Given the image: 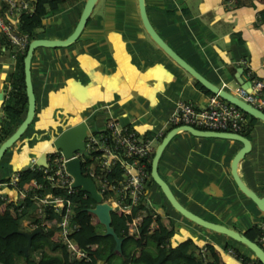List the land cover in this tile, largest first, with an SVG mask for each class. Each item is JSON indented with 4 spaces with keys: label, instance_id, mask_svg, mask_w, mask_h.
I'll use <instances>...</instances> for the list:
<instances>
[{
    "label": "crops",
    "instance_id": "obj_1",
    "mask_svg": "<svg viewBox=\"0 0 264 264\" xmlns=\"http://www.w3.org/2000/svg\"><path fill=\"white\" fill-rule=\"evenodd\" d=\"M83 1H75L80 6L67 19L57 13L48 15L37 36L65 37L72 30ZM97 1L88 21L71 43L33 49L29 69L34 113L24 136L11 147L19 145L18 156L12 160L9 171L0 170L2 179L23 166V161L28 162L31 155H38L47 147L44 143L60 130L80 120L91 129L110 118L144 134L162 127L176 100H189L198 105L206 101L209 94L198 88L196 79L149 37L132 9L128 18H121L113 6L106 5L99 11ZM250 1L235 7L224 4L223 0H144V6L153 28L185 61L211 82L233 86L239 84L238 78H243L247 66L256 76L264 77L261 66L264 20H257V10L264 3ZM183 6L186 11L181 10ZM232 31L239 32L241 41L236 35L230 38ZM14 69L15 61L9 49H5L0 53V105L9 89L8 75ZM250 140V150L237 164L238 174L248 186L250 182L260 183L263 178L259 170L258 180L246 179L252 159L259 161L264 151V144L251 136ZM237 147L220 137L180 130L163 148L157 170L174 197L187 209L202 217L211 214L218 222L237 228L238 224L232 221L241 215L240 207L256 208L251 200L244 201L245 195L230 178L229 161ZM25 152L28 154L21 160ZM3 190L13 194L7 186ZM145 197L155 206L154 211L163 205L174 231L176 223L183 226L177 233L178 241L189 238L198 250L209 243L216 264H240L226 251L227 247L219 248L210 240L215 237L224 243L225 238L220 234L211 236L180 214L154 182L147 183ZM239 204L240 210L233 209ZM255 211H259L261 219L262 211L258 208ZM91 222L95 220L91 218ZM16 261L24 264L20 257ZM0 264H5L4 257H0ZM96 264L106 263L98 259Z\"/></svg>",
    "mask_w": 264,
    "mask_h": 264
},
{
    "label": "trees",
    "instance_id": "obj_2",
    "mask_svg": "<svg viewBox=\"0 0 264 264\" xmlns=\"http://www.w3.org/2000/svg\"><path fill=\"white\" fill-rule=\"evenodd\" d=\"M73 1L76 0H30L33 10L30 13L19 15L17 27L26 32L31 39L43 30L45 15L61 10ZM242 1L236 0L235 7L242 4ZM181 10L186 11V7H181ZM88 19L89 16L86 18V22ZM257 20H264V6L257 10ZM234 35L237 36L238 41H241V38H238L239 32L232 31L229 34L230 38ZM6 49L11 51L9 45ZM24 51L16 55L15 69L10 72V76L8 75L9 89L0 105V141L14 129L25 112L26 94L22 66ZM195 85L206 94H212L199 81L196 80ZM242 112L246 117V123L240 133L250 138L249 126L254 123L256 118L243 110ZM153 133L154 131L147 130L144 135L151 137ZM33 139L36 140L35 136ZM151 156L152 153L147 156L145 161L148 173ZM94 168L96 171L98 170L96 161H94ZM14 170L18 172L15 181L17 187H22L32 181L33 183L32 189H26V195L19 196L15 200L11 210L8 209L9 203H5L3 209H0V257H4L5 264H18L17 257H20L24 264H96L98 259H103L106 264H216L213 258H205L210 256L213 251L212 245L209 243L204 244L203 255L200 250L196 251L194 242L189 238L178 241L174 245L170 244L169 238L174 229L169 216L164 211L162 204L159 205V211L156 209L157 207L154 211L153 207L155 206L147 201L144 193L134 204H131L130 212L125 217H122L116 209L109 211V225L115 236L120 238L116 244L111 233H97V230L103 231V228L98 229L96 226L98 222H91L92 214L87 208L93 206L94 201L86 191L78 187L71 191H66L63 187H51L44 183L42 170L38 167L28 166V163ZM81 172L88 175L83 166ZM107 177L109 179L121 177V168L118 163L112 165ZM93 180L97 185V181L94 178ZM148 182H154L150 175ZM34 183L40 185L36 187ZM260 184L264 188V178ZM0 191H4L2 186H0ZM43 193L60 195L70 201L69 220L76 224V228L70 232L69 237L86 252L87 259L71 256L64 242L57 236L56 222L59 219V214L48 204L36 203L37 196ZM4 194L9 193L4 192ZM101 194L103 197L107 196L106 192ZM2 203L3 200L0 199V204ZM138 213H141L142 216L139 224L136 225L137 235H135L134 231H130L128 221ZM204 218L218 222V219L211 214L205 215ZM152 221L155 223V227L150 229L149 225ZM35 225H38L40 230L30 237L26 253L23 254L19 249L20 245L26 243V237L22 231ZM242 232L264 249L258 239L262 230L257 224L248 225ZM223 245L225 248L228 246L225 242ZM234 251L240 257L241 262L252 259L257 264H261L255 257L240 253L236 249ZM197 258L204 263H197Z\"/></svg>",
    "mask_w": 264,
    "mask_h": 264
},
{
    "label": "built area",
    "instance_id": "obj_3",
    "mask_svg": "<svg viewBox=\"0 0 264 264\" xmlns=\"http://www.w3.org/2000/svg\"><path fill=\"white\" fill-rule=\"evenodd\" d=\"M235 1L223 0L224 4L228 6H234ZM252 1L264 3V0ZM32 10L33 4L30 0H0V53L9 45L11 47L10 57L13 62L16 55L25 50L30 40L26 32L18 29V17L21 13H30ZM241 61L245 63L244 60ZM261 66L264 68V53L261 58ZM243 80L248 81L246 87L240 84L228 86L224 82L220 87L264 112V77L256 76L252 68L247 66L243 73ZM245 123L246 117L242 110L215 93L209 94L206 101L201 105L189 100L178 99L175 101L162 127L155 130L151 137H147L135 129L121 125L109 118L101 126L87 129L83 139V148L73 150L72 155L79 158L80 168L83 166L88 174L86 176L97 181L95 186L99 193L106 192V197L101 194L102 201L107 202L111 209H116L122 217H125L130 212L131 204H134L143 193L145 195L149 178L145 165L146 158L153 152L155 144L169 127L190 124L199 128L240 133ZM44 148L46 165L37 164V155L33 154L29 157L28 166L40 168L43 172L44 183L49 186L63 187L66 191L74 189L75 187L70 186L72 177L65 169L64 161L66 157L61 150L53 145ZM94 161L98 164L97 171L94 168ZM115 163H118L121 168V177H111L109 179L107 174ZM17 175L18 172L13 170L9 176L0 179V186H7L14 191L12 195L0 191V199L3 200L0 209H3L5 203H9L8 209L11 210L15 200L19 196L26 195V189H32L33 181L22 187H17L15 185ZM34 185L38 187L40 184L34 183ZM36 203L48 204L59 214V219L56 222L58 226L57 236L64 242L70 255L87 259L86 252L69 237L70 232L76 228V224L69 220L70 201L60 195L43 193L37 196ZM262 213L263 217L256 224L262 230L258 239L264 246V212ZM141 216L142 214L138 213L128 221L129 229L134 231L135 235H137L136 225L139 224ZM152 223L154 222L150 223V229L155 227V223L154 226H152ZM203 251L204 244L200 248V252ZM226 251L237 258L240 264H257L252 259L241 262L240 257L236 255L231 247H227Z\"/></svg>",
    "mask_w": 264,
    "mask_h": 264
},
{
    "label": "water",
    "instance_id": "obj_4",
    "mask_svg": "<svg viewBox=\"0 0 264 264\" xmlns=\"http://www.w3.org/2000/svg\"><path fill=\"white\" fill-rule=\"evenodd\" d=\"M95 0H84L81 10L78 14L77 20L72 28V30L63 38L55 37H43L35 36L31 38L25 48L23 57H22V66H23V81H24V90L26 94V108L21 120L17 123L14 129L0 141V157L4 150L11 146L14 141L18 139L19 136L24 132L26 126L30 123L33 113H34V94L30 80V58L33 52V49L36 46H62L71 43L82 27L85 25L86 18L89 16L91 8ZM137 7L139 17L142 23L143 28L149 35V37L161 47L171 58H173L180 66H182L187 72H189L197 81H199L204 87L209 89L212 93L217 94L218 96L226 99L227 101L235 104L238 108L244 112L258 118L264 123V112L259 108L253 106L252 104L246 102L245 100L239 98L235 94L225 90L219 85L211 82L201 73H199L194 67H192L187 61H185L163 38L157 33L153 28L151 23L148 20V17L145 12L144 0H137ZM238 82L241 86L246 87L248 84L247 80H243L239 76ZM180 130H186L191 134L195 135H205V136H218L225 137L237 140L239 146L232 154L229 161V174L231 175L237 188L249 198L253 204L262 212H264V192L258 194L254 189L249 187L239 176L237 171L238 161L247 153L251 148V140L249 137L234 131L228 130H215L207 128H199L190 124H179L169 127L163 135L160 137L159 141L155 144L152 156L150 158V169L149 175L150 178L158 185L159 189L163 193L167 202L180 214L186 218L192 220L193 222L204 226L208 229L214 230L216 232L225 234L231 237L234 240H237L244 244L253 254V257L257 258L261 264H264V249L254 240L248 238L242 231L237 230L232 226H228L222 222H216L208 220L199 214L187 209L183 206L173 195L170 190L167 182L160 176L157 170V162L160 157V154L169 141V139ZM87 132V126L83 120H80L74 124L66 126L60 132H58L53 138L47 140L45 143L47 146H55L61 150L63 155L66 157L64 161V166L66 171L71 175L72 180L70 182L71 187H78L86 191L92 200L94 201L93 206L88 207L87 210L94 214L98 221L103 225V231L97 232L99 234L111 233L118 244L120 238L115 236L110 225H109V211L111 206L102 201V196L97 190L94 181L89 176L84 175L81 172L79 158L72 155V151L75 149L83 148V139ZM45 148H42L36 158V163L39 165H46L45 161ZM40 230L39 226H34L29 230H24L22 233L26 237V243L20 245L19 249L26 253L30 237ZM197 263H204L202 260L197 258Z\"/></svg>",
    "mask_w": 264,
    "mask_h": 264
},
{
    "label": "rangeland",
    "instance_id": "obj_5",
    "mask_svg": "<svg viewBox=\"0 0 264 264\" xmlns=\"http://www.w3.org/2000/svg\"><path fill=\"white\" fill-rule=\"evenodd\" d=\"M246 2L247 3L248 2L251 3L250 0H243L242 1V3H246ZM97 4L100 5L99 11H103L104 10L103 8H105L106 5L113 6L118 11L117 12L118 13L117 14V17H121V18H123V17L128 18V13L132 9L135 12L136 18L141 22L140 17H139V13H138L137 0H98L97 1ZM79 6H80L79 3H76L75 1H73L70 4H67L61 10L56 11L54 13H49V14L45 15V17H43V19H45L48 15L49 16L50 15H54L55 13H57L56 15L59 16L60 18L67 19L68 18V15H70V13H72L75 10V7H79ZM43 24H44V21H43ZM88 124L90 125V122ZM24 134L25 133L23 132L21 134V136L18 137V139L16 141H14L11 146L7 147L4 150V152L2 153L1 158H0V170H2V171H9L10 170L11 166L13 165L12 160L16 156H18L17 153L19 151V145L16 146L15 148H11V147L13 145H15V143L19 139H21V137L24 136ZM248 134H249V136L252 137V139H256V142L257 143L264 144V123L261 120H259L258 118H256L255 121H254V123L249 126ZM215 137H218V136H215ZM220 138L223 141H229L230 143L233 142L234 144H236V147L239 144V142L237 140H234V139L225 138V137H220ZM27 154L28 153H26V152L24 154H22L21 160H23L24 159V156L27 155ZM27 163H28L27 161H23L22 162V165L23 166L24 165H27ZM259 165H258L257 168H255V167L254 168H251L250 174L247 173V175H246V179L247 178H250L253 181L258 180L257 179L258 178V175H256V174H260L261 172L259 170L262 169V167H263V164H259ZM244 177H245V175H244ZM230 178L233 181L231 175H230ZM0 179H2V177H0ZM246 182H247V180H246ZM247 183H249V182H247ZM249 185H250L249 187H251L252 189H254L258 194H261V193L264 192V188L262 187V184H260V183H257L256 184V183L250 182ZM244 201L247 202V201H250V199L245 196ZM240 205L241 204L237 205L236 208H235V206L233 207V209H235L236 211L241 209L242 212H241V215H239V217L236 216V218H237L236 220L234 219V221H232L233 224H238L237 228L236 227L235 228L237 230H239V231H240V227L241 226H244V225L248 226V224L251 221H253L255 219H259L260 220V217H261L260 214H259V211H257V212L255 211V209L257 208L255 205L254 206L256 208L252 207V209H247L244 205L241 208ZM239 207H240V209H239ZM244 213H246L245 216H244ZM92 218H93V220H95L96 223L98 222L97 225H96L97 228L98 229H102L103 228V225L98 221L97 217L94 214H92ZM197 225H199V224H197ZM180 226L181 225L179 223L178 224L176 223L174 225L175 231L173 232L172 236L169 238V242L172 245H174V244H176L178 242V234L177 233L180 231ZM181 227H183V226H181ZM199 227L204 232H208L209 234H211V236H216V235L219 236V234H220V236H222L223 238L226 239V241H224V242L227 243L229 247H232L234 250L236 249L240 253L247 254V255L253 257L252 252L244 244H242L241 242H239L237 240H234V239H232L231 237H229V236H227L225 234L223 235L222 233H219V232H216L214 230L208 229V228H206L204 226L199 225ZM188 232H190V231H188ZM210 240H212V241L214 240L215 243H217V247H219V248L225 247L223 245L224 244L223 242H218L219 241V238L211 237ZM196 251H198L197 248H196ZM202 255H203V253H202ZM204 256H205V253H204ZM210 257H211V255L208 256V257H205V258H210ZM140 264H142V263H140Z\"/></svg>",
    "mask_w": 264,
    "mask_h": 264
},
{
    "label": "flooded vegetation",
    "instance_id": "obj_6",
    "mask_svg": "<svg viewBox=\"0 0 264 264\" xmlns=\"http://www.w3.org/2000/svg\"><path fill=\"white\" fill-rule=\"evenodd\" d=\"M262 153H263V154H262ZM262 153H261L262 155H261V157H260V158H261L260 160H262V161H260V160L258 161V160H256V158H255V159H252V161H251V163H250V166H251V168H252V167L254 168V167H258L259 164H263V167H262V169H260V170H262V174H263L262 176H263V178H264V151H263ZM259 166H260V165H259ZM263 178H262V179H263ZM262 179H261V181H262Z\"/></svg>",
    "mask_w": 264,
    "mask_h": 264
}]
</instances>
